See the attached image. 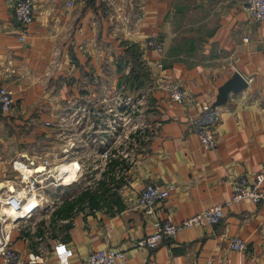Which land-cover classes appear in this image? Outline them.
<instances>
[{
	"label": "crops",
	"instance_id": "crops-1",
	"mask_svg": "<svg viewBox=\"0 0 264 264\" xmlns=\"http://www.w3.org/2000/svg\"><path fill=\"white\" fill-rule=\"evenodd\" d=\"M17 2L0 0V85L14 91L12 111L0 109L2 200L10 192L24 195L34 177L16 161L59 160L57 168L47 165V172L67 181L85 159L101 161L95 140L115 120L110 106L129 109L127 77L135 60L141 62L144 85L134 90L152 87L146 90L151 134L135 156L123 150L110 158L107 202L68 217L53 208L45 214L43 230L31 220L33 214L27 216L40 206L36 197L18 211L8 207L9 218H20L5 224L25 264H31L30 253L41 251L43 261L34 264H58L54 245L59 241L74 250L76 260L113 247L127 253L116 264H204L208 259L264 264V204H227L233 179L254 174L264 162V20H254L244 0H120V9L95 0H34L35 18L21 41ZM149 36L165 42L163 54L147 46ZM235 71L253 81L217 108L218 144L205 150L194 120L204 105L213 106ZM167 83L185 90L186 100H172ZM153 182L175 184L156 204L161 220L181 221L223 204V221L185 230L156 249L137 247L135 242L154 230L153 217L136 204ZM2 225L0 220V230ZM235 237L246 240L245 251L230 248Z\"/></svg>",
	"mask_w": 264,
	"mask_h": 264
},
{
	"label": "built area",
	"instance_id": "built-area-1",
	"mask_svg": "<svg viewBox=\"0 0 264 264\" xmlns=\"http://www.w3.org/2000/svg\"><path fill=\"white\" fill-rule=\"evenodd\" d=\"M102 4H107L109 7L120 9L118 3L120 0H95ZM71 5V2H70ZM244 9L250 13L251 17L256 21L264 20V0H244ZM15 15L19 23L21 24L20 40L23 41L27 34V31L34 21V0H18ZM248 40V38H245ZM147 46L156 51L159 54H163L165 50V42L156 36H149L147 38ZM162 66V63L160 64ZM248 84L252 83L253 79H246ZM165 87L168 89L170 97L176 102H183L188 97L187 92L179 87L176 83H167ZM232 94V93H231ZM143 96V95H142ZM130 96L127 97L126 103L129 109L125 111L115 109V106H110L107 110L110 111L115 117H119L121 123H116V118L113 122V130H117L119 126H125L126 116L129 115L131 109ZM14 105V91L7 87L0 85V109L3 113H9L12 111ZM117 107V106H116ZM118 107L122 108L121 104ZM217 108L211 105H204L200 114L195 118V131L199 136L200 142L205 150L216 148L218 144L217 140ZM106 110V112H107ZM89 112L92 113L91 109ZM96 113V110H95ZM125 113V114H124ZM99 115V111H97ZM102 117V116H101ZM52 123L47 121V125ZM111 126V125H110ZM20 163L29 167L36 166L35 162L16 161L14 165ZM49 160H45L44 165L49 164ZM23 166V165H21ZM23 168V167H22ZM40 181L36 177H32L28 181V191L36 189V184ZM175 189L174 183H168L165 186L157 182L147 184L139 193L137 198V206L141 207L147 215L153 217L154 230L139 238L135 245L139 248L156 249L160 247L165 241H169L177 237L183 231L193 228H198L208 223L210 225H217L223 221L225 217V205L214 204L209 208H206L198 213H195L181 221H174L172 218L167 220H161L155 215L156 204L169 197L172 191ZM233 194L230 201L227 204L240 203L243 201H249L256 204H264V162L261 164L258 171L252 175H243L233 179L232 183ZM25 195L22 193L10 192L2 200L0 198V205L10 204L16 208H21L25 203ZM4 210L0 211V220L2 221V227L0 230V264H25L20 252L11 246V233L12 228H7L5 222L9 219L14 221L20 219L8 218L4 215ZM29 213L27 216H30ZM247 242L243 238L235 237L230 241V248L232 250L243 252L246 250ZM42 251L40 253H30L28 263L34 264L43 261ZM54 255L58 264H116L124 261L127 257L125 250L121 248L107 247L103 249H97L91 251L86 258L76 260L74 250L65 242L59 241L54 245ZM204 264H215L212 259H208Z\"/></svg>",
	"mask_w": 264,
	"mask_h": 264
},
{
	"label": "rangeland",
	"instance_id": "rangeland-1",
	"mask_svg": "<svg viewBox=\"0 0 264 264\" xmlns=\"http://www.w3.org/2000/svg\"><path fill=\"white\" fill-rule=\"evenodd\" d=\"M147 85V88H143L142 92H136L134 89L129 91L132 97V110L126 116L125 126L122 125L120 129L118 127L117 130H113V123H110L111 130L103 131L102 129L98 132V140L95 141H99L100 147L94 153L101 161L93 162V158L90 157L80 164L77 162L80 169L76 173L73 172L74 174L70 176V180L68 181L65 178L58 179L54 174L47 172L49 168L43 165L44 163L42 162L36 163L34 168L26 166L23 163L19 164L26 172H32L34 177L40 181L36 184V189H32L31 191L26 190L24 201H27L30 197L37 198L35 202H38L37 204H40V206L37 205L38 209L36 208L29 217L33 214L31 220L34 223L37 222L36 225L38 226L41 224V230L47 228L44 223L47 220L45 214L53 208H57L55 211L59 216L68 217L73 216L77 212L85 211L86 208L93 210L100 207L103 202L108 201L107 175L110 158L115 155V152L123 155V150L135 156L140 144L145 145L147 138L151 134L150 111H152V104L149 100L147 101L146 90L148 89L149 92L152 87L149 83ZM140 94L141 98H139ZM114 118L117 119L116 123L122 122L118 116ZM85 155L91 156V151ZM60 164L58 160L57 163H49L48 165L57 168ZM93 165H98V169L93 170ZM39 167L43 168L40 169ZM98 170L101 172L100 175H98ZM40 241L42 242L40 244L41 249L42 246L44 247L45 242L43 243V239Z\"/></svg>",
	"mask_w": 264,
	"mask_h": 264
},
{
	"label": "water",
	"instance_id": "water-1",
	"mask_svg": "<svg viewBox=\"0 0 264 264\" xmlns=\"http://www.w3.org/2000/svg\"><path fill=\"white\" fill-rule=\"evenodd\" d=\"M248 87L246 78L239 72L235 71L233 76L219 88V93L213 107L225 105L231 93H239Z\"/></svg>",
	"mask_w": 264,
	"mask_h": 264
},
{
	"label": "trees",
	"instance_id": "trees-1",
	"mask_svg": "<svg viewBox=\"0 0 264 264\" xmlns=\"http://www.w3.org/2000/svg\"><path fill=\"white\" fill-rule=\"evenodd\" d=\"M141 66H142L141 62L135 60V65L132 69V72L127 77V83L130 86V89L140 88L144 85V82L142 78L140 77V74L143 72V70L141 69Z\"/></svg>",
	"mask_w": 264,
	"mask_h": 264
},
{
	"label": "bare ground",
	"instance_id": "bare-ground-1",
	"mask_svg": "<svg viewBox=\"0 0 264 264\" xmlns=\"http://www.w3.org/2000/svg\"><path fill=\"white\" fill-rule=\"evenodd\" d=\"M39 168L42 169L43 167H39ZM38 170H39V169H38ZM72 170H73V169H72V166H71V167L69 168V172H71ZM65 173H66V172H65ZM65 173H64V174H65ZM9 206H10L11 208H13L14 210H16V211H18V210H20V209L22 208V207H21V208L18 209V208L14 207V206H12V205H10V204H5V205H4V213H5L4 215L7 216L8 218H9V215H8V213H6V212H7V209H8ZM14 210H13V211H14Z\"/></svg>",
	"mask_w": 264,
	"mask_h": 264
}]
</instances>
